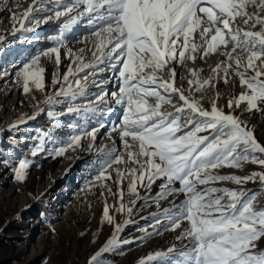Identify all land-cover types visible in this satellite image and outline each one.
Returning a JSON list of instances; mask_svg holds the SVG:
<instances>
[{
	"label": "rangeland",
	"instance_id": "obj_1",
	"mask_svg": "<svg viewBox=\"0 0 264 264\" xmlns=\"http://www.w3.org/2000/svg\"><path fill=\"white\" fill-rule=\"evenodd\" d=\"M71 2L36 0L33 5L31 0H0V264H141V261L176 264L181 259L179 253L193 246L190 238L178 239L188 227L187 222L173 230L168 218L178 211L184 194L175 192L161 198V186L166 183L161 177L150 188L146 187L147 179L137 181V194L130 195L129 175L125 174L122 180L117 177V169L127 173L138 168L129 160V150L119 130L126 103H117L113 95L123 86L122 63L115 58H104L95 68L70 76L67 83L63 79L69 67L73 71L79 67L75 57L81 50H84V62H94L96 38L92 33L101 24L89 25L88 17L84 16L65 29L69 17L56 18L55 12L63 11V6ZM30 6L35 10L26 19L22 13ZM82 10L83 5L77 9ZM247 11L252 13L257 9L249 5ZM70 15L75 16L76 12ZM232 27L247 30L248 26L237 18ZM255 30H259V26ZM62 32L64 44L58 45L54 38ZM53 47H59V65L54 53L43 55ZM220 49L224 54L232 45L229 43ZM69 50L73 55H69ZM221 52L205 55L201 61L196 58L180 62L175 70L174 87L183 90L185 96L198 101L204 109L210 110L215 102L225 114L238 117L264 146V103L252 110H247L246 102H241L239 107L235 104L228 107L230 100L247 89L241 86L233 69H229L227 75L222 69L214 74ZM37 56L40 57L38 65L32 70L37 67L45 70L43 87L37 88L30 80L29 90L25 92L19 73ZM175 63L171 61L159 75L169 79ZM195 69L199 74L196 78L192 75ZM54 77L58 83L53 82ZM209 77H212L210 84L200 91L195 84H189V81ZM76 80L83 90L77 87ZM159 91L171 100L162 104L163 111L174 113L183 105L179 93ZM155 102L154 98H149V103ZM187 114V109L181 113L182 116ZM93 132L94 137L90 135ZM77 135L81 136L78 146L68 148L62 155L55 154ZM125 139L134 144L130 138ZM109 153L111 158L122 156L124 162L106 168ZM254 155L264 158V154ZM22 160L28 167L24 170L25 178L18 181L15 169ZM105 169L110 178L97 179ZM216 172L244 177L254 172L264 173V166L246 162L242 168L224 167ZM215 186L254 195L256 208H264V184L258 178L240 185L221 181ZM170 187L178 189L180 185L175 182ZM121 204L124 205L122 211L118 210ZM105 206L113 218L111 223L104 219ZM164 209L170 211L165 213ZM117 224L122 228L118 233ZM114 235L118 242L101 252ZM256 243V251L264 250V238ZM170 248L175 251L169 253ZM158 252L166 255L156 256ZM150 256L153 259H149Z\"/></svg>",
	"mask_w": 264,
	"mask_h": 264
},
{
	"label": "snow or ice",
	"instance_id": "obj_2",
	"mask_svg": "<svg viewBox=\"0 0 264 264\" xmlns=\"http://www.w3.org/2000/svg\"><path fill=\"white\" fill-rule=\"evenodd\" d=\"M35 4L36 0H33ZM81 5L83 10L77 11ZM249 5L257 11L249 13ZM34 10V6H30L22 16L27 19ZM74 11L76 15H70ZM262 12L264 0H72L63 6V11L55 12L56 18L69 17L64 24L65 29L84 16L88 17L89 25L101 22L99 29L92 33L96 38L94 62H84V50H81L75 57L79 67L75 71L69 67L63 77L66 83L70 76L86 68H95L97 63H103L104 58H115L123 65L120 71L123 86L118 94L113 95L117 103H126L119 130L125 148L129 150V160L137 164L138 168H132L127 173L117 169V177L122 180L125 174L129 175L130 195L137 194V181L147 179L146 187L150 188L161 177L166 179V183L161 186V198L175 192L184 194L185 199L178 211L168 218L173 230L180 228L184 221L187 222L188 227L178 239L190 238L193 246L179 253L181 259L176 264H264V250H255L256 242L264 238V208H256L254 195L248 196L242 190L215 186L221 181L240 185L257 178L264 184V173L254 172L241 177L216 172L224 167L239 169L246 162L264 166V158L254 155L264 154V146L238 117L225 114L215 102L210 110L204 109L198 101L174 87L175 69L169 72L170 80L159 75L173 60L178 59L181 63L188 59L194 61V54L198 51L208 55L220 46L227 47L231 43V52L224 53L227 62L223 72L227 75L228 70L233 69L240 78L241 86L246 87L247 91L230 100L228 107H233V104L239 107L241 102H246L247 110L258 108L259 104L264 103ZM12 18L17 19L16 16ZM237 18L243 19L247 30L232 27ZM257 26L259 30H255ZM197 30L203 41L201 45L194 42ZM54 39L58 45H63V32ZM53 53L59 65V47L50 48L43 55L51 56ZM69 55H73L71 50ZM39 59V56L33 58L19 73L23 77L25 92L29 90L30 80L37 88L43 87L42 73L45 70L42 67L32 70L33 66L38 65ZM221 67L217 65L214 74ZM249 72L252 74L249 75ZM192 75L198 76V73L193 71ZM211 79H197L189 81V84H195L196 90L200 91L210 84ZM53 82L59 81L54 77ZM75 83L83 90L79 80ZM160 89L164 93H179L183 105L176 108L174 113L163 111L162 104L171 103V100ZM149 98H154L156 102L149 103ZM185 109L188 114L182 116ZM204 132L210 135H200ZM90 135L94 137V132ZM125 138H130L134 144ZM80 140L79 135L71 137L67 146L59 148L55 154L62 155L68 148L78 146ZM133 147L135 151H132ZM109 156L106 168L124 162L122 156L111 158V153ZM27 167L26 161L19 162V167L15 169L18 181L25 178L24 170ZM105 173L106 169L97 179H109L110 176ZM175 182L180 185L178 189L170 187ZM120 195L122 197L123 193ZM123 209L124 205L121 204L118 210ZM128 211L131 213V208ZM164 211L168 213L170 210ZM103 216L109 223L112 222L107 206ZM121 230L117 224L116 232ZM117 242L114 235L101 252L108 251ZM174 251V248L168 249L169 253ZM163 255L166 254L156 253V256ZM92 259L95 261L96 257Z\"/></svg>",
	"mask_w": 264,
	"mask_h": 264
},
{
	"label": "bare ground",
	"instance_id": "obj_3",
	"mask_svg": "<svg viewBox=\"0 0 264 264\" xmlns=\"http://www.w3.org/2000/svg\"><path fill=\"white\" fill-rule=\"evenodd\" d=\"M32 2H33V0H31ZM194 42L197 44V45H201V44H203V41H202V39H201V37H200V35H199V30H197V32H196V34H195V38H194ZM221 48V46L216 50V51H219V52H221L220 49ZM232 50V49H231ZM231 50H229V52H231ZM210 54V53H209ZM195 56H196V58H198V61H201V60H203V58H204V53H203V51H198L197 53H195L194 54ZM174 61V60H173ZM176 61V63H175V65H174V69L176 70V67H177V65H179V63H180V61L177 59V60H175ZM218 61H219V63H217V65H221L222 67H221V69L223 70V67H225L226 66V62H227V57L226 56H224V54L221 52V56L219 55V58H218ZM223 61H224V63H223ZM235 67V65L233 64V68ZM202 70V68H201V66H200V68L198 69V72H199V74H200V71ZM195 72L197 71L196 69L194 70ZM198 74V75H199ZM197 76H195V78H196ZM168 78L169 79H171L169 76H168ZM185 79V78H184Z\"/></svg>",
	"mask_w": 264,
	"mask_h": 264
}]
</instances>
